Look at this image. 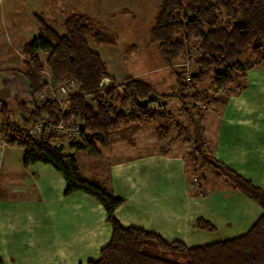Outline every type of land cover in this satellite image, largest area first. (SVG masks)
<instances>
[{
    "label": "trees",
    "instance_id": "1",
    "mask_svg": "<svg viewBox=\"0 0 264 264\" xmlns=\"http://www.w3.org/2000/svg\"><path fill=\"white\" fill-rule=\"evenodd\" d=\"M119 12L129 13V10L123 8ZM37 21L38 34L20 48L24 57L21 70L30 90L27 102L14 99L21 125L26 126L42 115L56 121L79 117L84 129L81 139L68 141V145L95 158L101 154L98 145H108L110 133L128 122L170 121L168 101L175 99L189 126L193 144L187 154L194 164L200 169L211 168L216 179L245 194L261 209L253 224L236 237L193 246L179 239L167 241L156 232L122 226L114 211L123 199L114 196L104 182L83 175L74 154L64 152L61 144H53V137L42 134L17 142L23 149L24 168L36 162L50 165L64 179V195L81 191L102 205L111 237L99 249L98 257L87 260L86 264H264V187L254 184L208 151L201 133L200 115L195 116L190 103L197 99L208 101L210 97L206 91L187 94L190 87L201 86L210 74L214 89H225L245 68L264 61V0H161L152 16L153 25L147 29L149 42L155 45L161 63L170 64L184 53L187 43L198 42V55L191 61L196 74H191L186 81L185 70L176 71L177 89L170 94L159 93L154 84L142 77L130 76L116 82L109 76L104 62L89 49L85 38H92L96 45L115 44L119 29L107 30L96 19L76 11L63 23L62 34L38 18ZM135 47L132 43L128 49ZM248 50L253 58L243 60ZM40 52L47 53L44 62ZM45 67L50 83L58 85L71 78L77 85V93L70 98L63 114L55 101H36L41 99L35 95L49 87L43 78ZM104 78L113 83L102 87ZM100 91L103 92L99 94ZM150 93L158 98L145 107L137 103ZM84 94L93 95V103L87 102ZM12 109L10 100L0 101V121L13 122L17 116ZM155 131L157 138H166L170 133L169 124H159ZM194 177L199 182L205 178L199 173ZM194 225L207 231L216 228L202 217H197Z\"/></svg>",
    "mask_w": 264,
    "mask_h": 264
},
{
    "label": "rangeland",
    "instance_id": "2",
    "mask_svg": "<svg viewBox=\"0 0 264 264\" xmlns=\"http://www.w3.org/2000/svg\"><path fill=\"white\" fill-rule=\"evenodd\" d=\"M160 2L161 0H0V99L6 95L10 96L9 100L13 108L12 110L14 111L13 114L19 116V111L16 109L14 99H19L20 97H18V95H27L30 92L21 70V62L24 57L20 52V48L25 41L38 34L40 24L39 21H37V18L43 23L51 26L59 34H62L63 23L75 11L86 13L91 18L96 19L100 26L105 27L107 30L115 31L116 29H119V32L116 30V40L118 42L117 48L120 53L118 52V55L116 54V56H120V54H122L126 56V58L122 65L121 61L120 64H116V62L113 61V63L110 65L112 68L116 67L118 70L125 68V70H129V72L133 71V73L137 72L138 70H146L142 74L145 75V78L150 79L151 83L155 85V89L159 93H173V91L177 89L175 72L185 70V72L188 73L194 70L191 61L198 55V42L191 41L190 43H187L185 45L184 53L170 64L163 65L161 63L162 61L158 55L155 45L149 42L147 32V29L153 25L152 16ZM123 8L128 9L129 13L123 12V14H120L121 12L119 11H121ZM117 13L120 15H116ZM89 41L91 42L90 39ZM92 42L95 44L94 41ZM132 43H134L136 47L133 48L134 50H131V52L128 49V46ZM40 56L44 62L47 57V53L40 52ZM242 58L243 60L253 58L252 52L248 50ZM43 78L46 79L47 82L50 81V75L46 67L43 70ZM49 83V87L44 88V90L41 92V100L36 99L37 102L45 101L46 96L52 94V90L54 91V88L59 86H64L63 90L66 89L67 91L70 90L71 92L77 90V85L71 78L58 85L56 83ZM258 85L259 89L262 90V99L250 97L246 99V104L245 101L242 102V99H239L242 92L244 91L254 92L258 90ZM199 87H203L202 91H206V95H209L210 97L208 102L200 103L201 108H197L196 111H193L196 113L195 116L200 115L199 122L201 126V133L203 134L206 141L208 137L211 139L215 138V140L223 139V137H216V135H218V129H220L218 126V121H220V119H217V116L216 118L214 116L215 120L207 123L205 119L207 113L213 111L217 112L218 109H222V107L224 109L226 106L227 108L230 106L240 107L242 104H245L250 112H247V115L243 114L246 115L245 120L242 121L243 123L238 124V122H234L232 127L233 130L245 125L254 126L252 125L254 124V113L262 111V115L264 114V61H259L245 68L242 74H238L237 77L235 76L234 80L227 84L225 89H214L211 74L204 78L203 83H201V86ZM102 92L103 91H100L99 94ZM73 95L74 94L71 96L69 95V97H65L66 94L63 95L64 97H62V100L63 103H65L66 109H68L69 100ZM84 97L86 98L87 102L93 103V95L84 94ZM168 108L172 113L170 121L167 122L169 126H171V131L166 138L159 139L156 136L155 128L157 127V122H159V119L157 122H128L127 124L122 125L118 129L114 130L115 137H113V145H117L119 136L120 139L125 138L129 140L128 142L132 143V146H126V144H124V149L130 152V156L136 155V151L138 149L142 150V147L139 146L140 143H138V141H134V139H138L139 137L138 128H143L147 130L145 134L150 135L147 136V141L150 143V151L154 150L155 154L160 156L164 155L165 150L168 149L167 151H169L173 147L177 148L179 153L184 154L185 152V154H187V152L192 150L193 141L189 135V126L187 124L186 118L185 116H182L184 114L182 113L181 109H179V102L177 100H169ZM247 118L249 123L245 122ZM208 119L209 117H207V120ZM71 129L75 131L76 126L71 125ZM170 142L172 144L169 145ZM243 142L245 141L242 139V143ZM52 143L55 145L61 144L64 147V152L74 154L78 169L83 175L97 179L99 178V180L104 182L108 187H110V189L116 192H121V195L125 194V188H114L116 186H114L112 180L114 179V170L112 169V166L119 163V157L117 159V152H112V147L111 149L108 147L105 154L101 153L94 158L87 155L83 150L69 147L68 139L65 137L53 139ZM217 143L218 141L213 142V144ZM18 144L19 143H17V141H5L3 136L0 135V157L2 156L4 150L13 147V149L6 150L2 157V168L0 169V222H15L16 219H19L20 217L23 218V214L25 213L26 219L24 224H21V226L26 229L28 233L37 230L38 232H41L43 235H45L47 225L46 223H43L44 221H39L40 223H38L36 220L34 215L36 206H32V213H27L30 211V200L27 198L34 197L38 199L39 202H35L34 204H37L38 210H40L42 208L45 209L49 199H52V195L56 194L54 191H52V193L49 191V188L46 184L49 176H47V174L44 175L41 169L38 168V172L29 171L25 173L23 171L24 167L21 165L23 149L19 147ZM98 149L100 150V145H98ZM8 152H11L10 155H8L10 160L6 162V155ZM262 156L263 157L261 159L264 161V153ZM124 161L127 160L125 159ZM166 162L169 161L166 160L159 162L158 164L154 165V167H152L153 175H150V183L152 185L156 181L157 185L165 187L171 181L172 177L167 173V171H169L170 167L172 166L167 165L169 167L167 170L164 167ZM185 162L186 164L183 171L186 173H184L183 176V183L187 193L189 195L191 193L192 195L198 196L199 199H202L206 198L208 194L215 192L212 198L215 199L216 202L222 204L220 207L219 205H216V208L212 210L213 216L211 218L214 219L213 223L216 225L215 230H195L192 233L187 234L189 236L188 239L185 236L184 239L187 241V244L189 246L206 244L211 243L210 241L229 239L244 233L253 224V222H240L238 225V222L226 220V217H222V215L223 213L229 211L228 207L231 205V203L235 207L240 205L242 210L247 209L250 212H253L250 204L255 203L257 206V203L249 199L245 194L232 189L231 186L225 184L224 181L216 179L212 175L211 168H198V166L194 164L190 155L187 154ZM262 165L263 168L260 169L259 172H261L263 176L261 180L264 181V162ZM123 166L120 168L121 172H125L129 169L127 173L125 172L124 176L127 177V179H123V184L125 186L127 184L130 185L131 182L132 184L139 185L136 178L132 180V172L134 169L132 167L129 168L126 162L123 163ZM47 167L52 168L50 165H47ZM198 173L205 176L204 181L199 182L198 179L194 177L197 176ZM57 179V177L52 179L54 184L58 182ZM116 182L120 185L119 181ZM2 189L5 193L3 194V197ZM232 192H237L235 194L244 199L239 200L237 197H233ZM115 195H118V193ZM22 196L27 198L21 201L20 197ZM74 198L75 197H73V199L70 201V218L72 219L71 228H74L73 226H77V224L74 225V222H77V218H82L84 215L86 217V222H89L90 219H92V221L94 219L95 221H99V212L94 210L90 211L91 207L89 202L86 203L87 207L82 205V208H79L78 200ZM90 198L94 200V197L90 196ZM170 198H172V196H168V199ZM225 201L227 202L224 203ZM41 213L42 212H39V215ZM104 213L102 212L104 218L102 222L106 228L104 229V234H107L106 232L109 231L111 237V227L106 220V213L105 216ZM125 213V210L121 211V213L117 212V215L120 217L121 221H123L122 217L125 215ZM6 214L12 215L5 220ZM22 218L21 222H23ZM18 222H20V220ZM144 223L160 226L167 230H170V228L174 227L178 228V226L180 227L182 224H184V222ZM120 224L124 227L136 225L132 222H120ZM89 225L90 223H87V226H84V223H79L78 229L81 228V230H83L84 227L87 228ZM16 229L17 228H15V230ZM86 234L89 236L88 231H86ZM104 237L106 238V235H104ZM167 239L170 240L169 237H167ZM0 240L2 241V224L0 225ZM90 252H88V254H90ZM98 253L89 256V259H96L98 257ZM19 256L20 259H15V261L17 260V264H38L39 262L36 256H33L27 252H24L23 255Z\"/></svg>",
    "mask_w": 264,
    "mask_h": 264
},
{
    "label": "crops",
    "instance_id": "3",
    "mask_svg": "<svg viewBox=\"0 0 264 264\" xmlns=\"http://www.w3.org/2000/svg\"><path fill=\"white\" fill-rule=\"evenodd\" d=\"M85 39L89 49L92 52L98 54L101 61L104 62L106 66V72L116 82H120L122 79L130 76L145 78V75L142 73L146 70H138L137 72L133 73V71L129 72V70L127 71L125 68L118 70L116 67L112 68L110 66L113 61L116 62V64H120L121 61L122 65L126 58V56L122 54H120V56H116V54L119 52L117 48V40L115 41V44L104 43L100 46H96L93 44L92 38L86 36ZM147 80L151 83L150 79ZM257 88L258 90L254 92H242L239 99H242V102L245 101V104L246 99L250 97L262 99V90L259 89V85ZM28 96V94L18 95V97H20L19 99H22L25 102L28 101ZM9 97L10 96L8 95L4 96L3 98L1 97L0 101L9 100ZM245 104H242L240 107L230 106L227 108L226 106L224 109L222 107V109H218V113L215 111L207 113L205 117L207 123L215 120L216 116L217 119H220V121H218V126L220 129H218V135H216V137H223L222 140H215V138L211 139L208 137L206 141L208 151L218 159L225 162L229 167L237 171L242 176L252 180L254 184L264 187V181L261 180L263 176L261 172H259V170L263 168L262 164L264 162L263 159H261L264 153V114L262 115V111L254 113V124H252L254 126L245 125L238 127L236 130L239 132L232 129L235 121L238 122V124L243 123L242 121L245 120L247 112H250ZM207 117H209L208 120ZM155 121L157 122L158 119L154 120V122ZM245 122L249 123L248 118ZM157 123V125H159L163 123L166 124L167 122H165V120L163 121L159 119V122ZM169 127L171 128V126ZM138 129L139 137L138 139H134V141H138V143H140L139 146L142 147V150L138 149L135 153L136 155L134 156H130V152L125 150L123 146L124 144H126V146H132V143L128 142L129 140L125 138L120 139L119 136L117 145H113V137H115L114 131L110 133L109 144L106 146H100L101 153L105 154L107 148L110 147L111 149L112 147V152H117V159L119 157V163L112 166V169L114 170H112L114 176V179L112 180L114 186H116L114 188H125V194L123 193L124 195H121V192L112 190L114 196L123 199V203L114 211L115 217L119 222H132L136 224L134 227H140L156 232L167 241L179 239L187 244V241L184 239L185 236L188 239L189 236L187 234L192 233L195 230H199V228L195 227L193 224L195 219L197 217H202L213 223L214 219L211 218L213 216L212 210L216 208V205H219L220 207L222 204L216 202V200L212 198L215 192L208 194L206 198L202 199H199L198 196L192 195L191 193L189 195L183 183V176L184 173H186L183 170L186 164L185 158L187 157V154H185V152L184 154L179 153V151H177L178 149L174 147L169 151H167L168 149L165 150L164 155L160 156L155 154L154 150L150 151V143L147 141V136L150 135L145 134L147 130L143 128ZM242 139L245 142L242 143ZM216 141H218V143L213 144V142ZM170 144L172 143L170 142L169 145ZM8 149H13V147L7 148L6 150ZM6 150L3 151V154L0 157V169L2 168V157ZM231 152L235 154H232ZM10 153L11 152H8L6 155V162L10 160L8 156ZM125 159L127 161H124ZM166 160L169 162H166L164 167L168 170L169 167L167 165L172 166L170 167V170L167 171V173L172 177L171 181L165 187L157 185L156 181L152 185L150 183V175H153L152 167H154V165L158 164L159 162ZM125 162L128 164L129 168L132 167L134 169L132 172V180L136 178L139 185L132 184L131 182L130 185L127 184L125 186L123 184V179H127V177L124 176L125 172L127 173V171H129V169L125 172L120 171V168ZM40 163L41 162H36L28 168H23V171L25 173L29 171L36 172L38 168L41 169L44 175L47 174V176H49V179L46 182L49 191L51 193L54 191L56 195H52V199H49L45 209L42 208L40 210H38L37 204H34L35 202H39L38 199L34 197L27 198L25 196L20 198L21 201L25 200L26 198L30 200V211L27 213H32V206H36L34 211L35 218L38 223H40L39 221H44L43 223H46V233L43 235L37 230L28 233L27 230L21 226V224H24L26 219L25 213L23 214L25 217H20L19 219H16L15 222H0V225L2 224L0 258L3 260L4 264H17V260L15 261V259H20L19 255H23L24 252H27L38 258V264H86L87 260L90 258L89 256L97 254L99 249L109 241L110 233L108 231L106 232L107 234H104V229L106 228L102 222L104 219L102 212L104 213L105 211L102 205L95 198L93 200L90 198V196H88V194L81 191H75L69 195H64L63 191L65 188V182L62 176H60L57 171H54L53 168H48L47 164ZM55 177L58 178V182L54 184L52 179ZM116 181H119L120 185ZM116 193H118V195H115ZM232 193L233 197H237L239 200L244 199L237 196V194H235L237 192ZM3 194L5 193L2 189V197ZM168 196H172V198L168 199ZM73 197H75L74 199L78 200L79 208H82V205L87 207L86 203L89 202L91 207L90 211L94 210L99 212L100 222L95 221V219L93 221L90 219L89 222H86V217L84 215L82 218H77V222H74V225L77 224V226H73L74 228H71L72 219L70 218V201L73 199ZM226 202L227 201L224 203ZM250 205L253 209V212H250L247 209L242 210L240 205L235 207L231 203V205L228 207L229 211L223 213L222 217H226V220L232 222H238V225L240 222H254L261 214V209L258 205L256 206L255 203ZM123 210H125L126 213L122 217L123 221H121L120 217L117 215V212L121 213ZM39 212H42L40 214L42 218L39 215ZM11 215L12 214H6L5 220ZM21 218L23 219V222H21ZM19 220L20 222H18ZM144 222H184V224H182L180 227L178 226V228L174 227L170 228V230H167L160 226L153 224L151 225L148 223L146 224ZM79 223H84V226H87V223H90V225L89 227H84L83 230H81V228L78 229ZM15 228L17 229L15 230ZM86 231H88L89 236L86 234ZM104 235H106V238ZM167 237H169L170 240H168ZM88 252H90V254H88Z\"/></svg>",
    "mask_w": 264,
    "mask_h": 264
},
{
    "label": "built area",
    "instance_id": "4",
    "mask_svg": "<svg viewBox=\"0 0 264 264\" xmlns=\"http://www.w3.org/2000/svg\"><path fill=\"white\" fill-rule=\"evenodd\" d=\"M192 72H188L185 75V80H189V76ZM64 86H59L52 90V94L47 95L45 100L47 101H55L58 103L60 112L63 114L66 112L65 103H63L62 97L64 94H68L71 92L70 90L67 91L64 89ZM203 87H195L192 86L187 91L188 95H196L202 91ZM72 94H76V91H72ZM41 93L36 94L35 97L41 99ZM66 97V96H65ZM69 97V96H68ZM201 102H208L205 100L192 101L190 106L193 108L194 111L197 108H201ZM152 103V102H149ZM157 108V107H156ZM13 122H3L0 121V135L3 136L5 141H17V142H24L28 138H37L42 134L48 135L53 137V139L59 138H66L68 141H79L81 139V132L84 131L82 121L79 117H70L69 119L60 118L59 121L50 119L47 116L42 115L38 120L31 122L30 124L23 126L20 123V118L17 116L13 119ZM71 125L76 126L75 131L71 129Z\"/></svg>",
    "mask_w": 264,
    "mask_h": 264
},
{
    "label": "water",
    "instance_id": "5",
    "mask_svg": "<svg viewBox=\"0 0 264 264\" xmlns=\"http://www.w3.org/2000/svg\"><path fill=\"white\" fill-rule=\"evenodd\" d=\"M195 74H196V72L193 71V72H192V75H195ZM112 83H113V81H112L111 79H109V78H104V79L101 81L100 85H101L102 87H105V86L111 85ZM157 98H158V96H157L156 94H154V93H150L146 98H143V99L138 100L137 103H138L139 105L145 107V106H147L148 102H153V101H155ZM163 104H165V101H163Z\"/></svg>",
    "mask_w": 264,
    "mask_h": 264
}]
</instances>
